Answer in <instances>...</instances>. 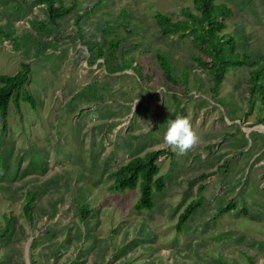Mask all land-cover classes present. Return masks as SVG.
<instances>
[{
  "label": "rangeland",
  "instance_id": "rangeland-1",
  "mask_svg": "<svg viewBox=\"0 0 264 264\" xmlns=\"http://www.w3.org/2000/svg\"><path fill=\"white\" fill-rule=\"evenodd\" d=\"M62 1L75 9L42 31L44 5L0 0V75L27 63L34 101H11L4 129L0 115V227L9 218L0 264H264V103L248 100L246 66L214 87L193 61L190 35L160 34L155 14L185 18L184 8L198 11L192 0ZM216 2L232 10L224 32L236 50L264 56V0ZM110 39L119 41L116 57L98 58ZM130 56L131 67L114 69ZM176 116H188L200 137L186 155L163 144ZM162 149L164 187L151 210L134 208L139 183L108 189L122 163ZM27 190L36 193L32 220ZM194 199L200 205L177 232Z\"/></svg>",
  "mask_w": 264,
  "mask_h": 264
},
{
  "label": "trees",
  "instance_id": "trees-1",
  "mask_svg": "<svg viewBox=\"0 0 264 264\" xmlns=\"http://www.w3.org/2000/svg\"><path fill=\"white\" fill-rule=\"evenodd\" d=\"M36 3L44 5L46 21L37 22L40 30L44 31L59 26L60 18L73 9L75 4L65 5L62 0H34ZM196 12H192L188 7L182 10L185 18L174 19L164 12H157L155 20L159 26L161 35H174L181 32V37L190 35L191 44L197 53L193 55V61L200 67L207 70L212 76L214 87L220 86L224 79V73L228 69H237L246 66V74L242 78L243 88L248 92V100L258 94L264 103V56L253 58L247 54H241L236 50V40L231 34L225 33L226 20L231 17L232 10L224 2L216 0H192ZM252 1V0H249ZM81 14H77L75 22L78 23ZM107 49L99 47L96 56L98 58L116 57V48L119 41L110 39L107 41ZM126 51L120 54L124 57ZM120 59V64L115 66V70L121 71L131 67L132 56L127 60ZM157 60L161 67L162 75L168 80H172L171 66L165 54H158ZM30 67L27 63H21V68L14 75H0V115L2 117L3 129L6 127L5 119L8 115V107L11 101L19 107L20 100L34 104L31 93L26 89L25 83L29 78ZM174 81V80H173ZM166 150H150L143 155H137L110 173L113 178L108 185V189L115 192H123L127 189H134L140 184V197L134 204L136 210H151L155 204L152 193L155 190H162L164 187L163 176L158 175L159 168L157 159L165 154ZM35 192L27 190L25 192V203L23 206L24 215L32 220L33 203ZM200 205L199 199L189 202L183 211L178 215L176 231L183 230V224ZM81 219L89 215V208L83 206L79 211ZM7 223L0 227V237L9 231V218ZM250 257V256H249ZM252 258H250L251 260Z\"/></svg>",
  "mask_w": 264,
  "mask_h": 264
},
{
  "label": "clouds",
  "instance_id": "clouds-1",
  "mask_svg": "<svg viewBox=\"0 0 264 264\" xmlns=\"http://www.w3.org/2000/svg\"><path fill=\"white\" fill-rule=\"evenodd\" d=\"M166 123L167 128L163 135L164 145L180 155H186L199 145L200 137L193 130L188 116H176L173 119L167 120Z\"/></svg>",
  "mask_w": 264,
  "mask_h": 264
},
{
  "label": "bare ground",
  "instance_id": "bare-ground-1",
  "mask_svg": "<svg viewBox=\"0 0 264 264\" xmlns=\"http://www.w3.org/2000/svg\"><path fill=\"white\" fill-rule=\"evenodd\" d=\"M261 125H262V124H261ZM262 126H264V125H262ZM260 129L264 130V127H261Z\"/></svg>",
  "mask_w": 264,
  "mask_h": 264
}]
</instances>
